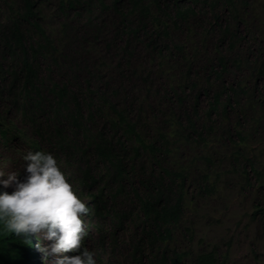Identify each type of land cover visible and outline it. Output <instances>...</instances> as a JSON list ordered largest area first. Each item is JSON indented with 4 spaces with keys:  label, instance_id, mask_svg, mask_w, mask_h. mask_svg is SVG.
I'll list each match as a JSON object with an SVG mask.
<instances>
[{
    "label": "trees",
    "instance_id": "trees-1",
    "mask_svg": "<svg viewBox=\"0 0 264 264\" xmlns=\"http://www.w3.org/2000/svg\"><path fill=\"white\" fill-rule=\"evenodd\" d=\"M260 121L264 0H0V137L64 159L111 258L226 264L197 204L237 186L264 220ZM23 243L0 220V264H37Z\"/></svg>",
    "mask_w": 264,
    "mask_h": 264
},
{
    "label": "clouds",
    "instance_id": "clouds-1",
    "mask_svg": "<svg viewBox=\"0 0 264 264\" xmlns=\"http://www.w3.org/2000/svg\"><path fill=\"white\" fill-rule=\"evenodd\" d=\"M18 137L22 140L20 135L8 140L1 138L11 151L12 163L22 165L17 174L7 178L0 173V220L32 248L39 259L37 264H46L49 257L53 258L52 264H96L94 253L87 248L93 236L91 231H96L92 226L96 215L88 197L80 194L78 179L75 191L51 153L44 148L30 149ZM13 184L14 191L7 189ZM92 215L94 220L86 223L83 218ZM87 231L90 238L84 239ZM41 236L50 243L36 245ZM97 238L98 233L94 244L99 248ZM62 253L65 255L61 258Z\"/></svg>",
    "mask_w": 264,
    "mask_h": 264
},
{
    "label": "rangeland",
    "instance_id": "rangeland-1",
    "mask_svg": "<svg viewBox=\"0 0 264 264\" xmlns=\"http://www.w3.org/2000/svg\"><path fill=\"white\" fill-rule=\"evenodd\" d=\"M250 18L251 16L249 13L248 19ZM252 23L257 25L258 21L253 19ZM165 74L168 76V80L173 75V73L169 72L164 73L163 78L165 77ZM158 77L159 76H156L154 78L155 86L152 91H156L157 88L162 89L166 86V84H164L165 81ZM11 117L16 119L14 123L16 129H21L26 126L14 111L11 112L8 119ZM261 123H263V125L259 130L261 133H264V122L260 121V124ZM28 133L32 137H35L32 133ZM18 139L23 144L19 137ZM254 141L257 145L262 144L264 143V137L257 135ZM42 143L46 142L42 141ZM208 143L209 146L212 147L210 148L211 150L215 149L212 139ZM55 159L57 163L58 161L59 163L61 161V167H59L60 170L64 172L67 181L73 186V189L77 191L78 183L72 170L64 164L63 158L58 157ZM21 165V162L15 164L12 163L11 151L0 137V173H3L4 178H7L9 174H17ZM7 189L14 191L15 184ZM225 189L224 193L221 191L219 195L205 199L202 203L197 204V208L202 209V213L203 215H206V218L199 215L196 218V234L191 244H197L200 237L205 238V241L210 243H213L215 240H220L223 243V247L220 248V250L223 249V253L225 252L226 247H228V260L226 264H264V220L252 219L251 210L254 204L257 203V201L253 199L256 197L254 192L243 189L238 190L239 188L237 186L232 185L227 186ZM94 218L95 215H92L90 218L85 217L83 219L88 223L93 221ZM89 231H91V229H89ZM91 232L93 233V236L90 238L87 248L94 253L96 264H116L119 262L127 264L125 256H123V251L114 252L113 258H111L109 246L106 245L97 248L94 244L97 232L94 229ZM119 236L121 237V234H119ZM37 243L45 244L50 242L44 240L43 236H41L39 239H36V245ZM36 251L43 259L42 253H40L37 248ZM63 255L65 254H60V257L62 258ZM52 259L53 258L49 257V260H45L46 264H52Z\"/></svg>",
    "mask_w": 264,
    "mask_h": 264
},
{
    "label": "bare ground",
    "instance_id": "bare-ground-1",
    "mask_svg": "<svg viewBox=\"0 0 264 264\" xmlns=\"http://www.w3.org/2000/svg\"><path fill=\"white\" fill-rule=\"evenodd\" d=\"M200 112H201V111H200ZM200 112H199V113H200ZM95 238H96V237H95ZM95 238H94V239H95Z\"/></svg>",
    "mask_w": 264,
    "mask_h": 264
}]
</instances>
